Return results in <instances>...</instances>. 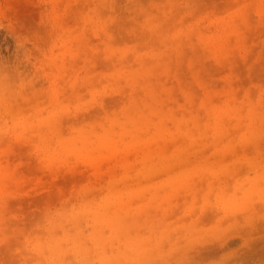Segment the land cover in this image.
I'll use <instances>...</instances> for the list:
<instances>
[{
    "label": "rangeland",
    "instance_id": "obj_1",
    "mask_svg": "<svg viewBox=\"0 0 264 264\" xmlns=\"http://www.w3.org/2000/svg\"><path fill=\"white\" fill-rule=\"evenodd\" d=\"M0 264H264V0H0Z\"/></svg>",
    "mask_w": 264,
    "mask_h": 264
}]
</instances>
